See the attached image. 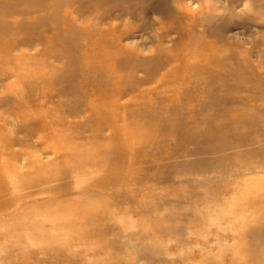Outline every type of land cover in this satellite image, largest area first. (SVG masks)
<instances>
[{
  "label": "rangeland",
  "instance_id": "rangeland-1",
  "mask_svg": "<svg viewBox=\"0 0 264 264\" xmlns=\"http://www.w3.org/2000/svg\"><path fill=\"white\" fill-rule=\"evenodd\" d=\"M26 1L0 0V264H264L257 0ZM201 54L231 72L199 86Z\"/></svg>",
  "mask_w": 264,
  "mask_h": 264
},
{
  "label": "bare ground",
  "instance_id": "bare-ground-1",
  "mask_svg": "<svg viewBox=\"0 0 264 264\" xmlns=\"http://www.w3.org/2000/svg\"><path fill=\"white\" fill-rule=\"evenodd\" d=\"M18 1H20L22 4H26V0H18ZM31 2H33V4H35L36 6H37V8L36 7H33L34 9H31L32 10V12H35V11H39V10H42V9H45L46 10V12H48L47 13V15L46 16H48L51 12H55L56 10H54L53 9V6H54V4L53 3H50V4H45L44 6L43 5H41V4H38V2H39V0H31ZM17 3V2H16ZM30 4V3H29ZM32 5V4H31ZM34 5V6H35ZM38 5H40V6H38ZM97 5V4H96ZM100 5V4H99ZM166 5V4H165ZM170 5V4H169ZM29 7H30V5H28ZM98 6V5H97ZM254 7H255V9H259V10H262L263 8H264V0H257L255 3H254ZM13 8V7H12ZM14 8H15V6H14ZM18 8H20V7H18ZM23 8V7H22ZM22 8H20V9H22ZM164 9V8H163ZM18 10V9H17ZM23 10H25V9H23ZM22 10V11H23ZM179 10V9H178ZM177 10V11H178ZM13 11V10H12ZM12 11H10V10H4L3 12H1L0 14H4L5 16H9L10 14H13V12ZM19 11V10H18ZM30 11V10H29ZM16 12V11H15ZM32 12H29V13H32ZM167 15V14H166ZM99 16V15H98ZM180 17V16H179ZM46 19H44L43 21H45ZM101 21V20H100ZM100 21H98V22H100ZM171 21V20H170ZM177 21V20H176ZM169 22V21H168ZM172 22V21H171ZM159 23V22H158ZM157 23V24H158ZM161 23V22H160ZM170 23V22H169ZM177 23V22H176ZM165 24V23H164ZM171 24V23H170ZM173 24H175V23H173ZM59 26V25H58ZM167 26V25H166ZM160 27H161V25H160ZM175 27V26H174ZM131 29V28H130ZM129 29V30H130ZM167 30H168V28H166ZM112 31H113V33L112 32H106V33H103L104 34V36H105V39H109L110 38V36L111 35H114L115 36V38H111V40H112V42L114 43L116 40H117V38L119 39L120 38V36L122 37L123 35H125V37H126V32L128 31L126 28L125 29H123V30H119L118 31V29H115V28H113L112 29ZM130 32V31H129ZM130 34V33H129ZM124 37V36H123ZM73 42V41H72ZM135 50H133L132 52H134ZM162 51V50H161ZM117 52V51H116ZM122 52H123V50H122ZM131 53V52H130ZM166 53V52H165ZM118 54V53H117ZM135 54V52L134 53H132V56ZM153 54H154V52H153ZM163 54V53H162ZM130 55V54H129ZM136 55V54H135ZM154 55H156V53L154 54ZM165 55V54H164ZM110 58H109V60H111L112 59V56L111 55H108ZM162 56V55H161ZM160 56V57H161ZM201 56H202V58H201V62H200V65H196V66H199V67H201V71H200V75H197V74H195V73H193V71H195V68L192 70V71H190V76L193 78V80L194 81H197V84L199 85V86H202V85H204L206 82H207V80H206V78L203 76V75H206L208 78L209 77H212V73L214 72L215 73V69H220V70H223L222 72H224V74H226V73H229V72H231V70L229 69V67L226 65V64H222V65H219V66H217V61H218V59H214V56H212V62H213V64H207V58L206 57H204V54H201ZM106 57V56H105ZM170 57V56H169ZM107 58V57H106ZM108 59V58H107ZM143 63V62H142ZM158 63V62H157ZM240 63H246V65L248 64V62H240V61H236L235 62V64L236 65H240ZM159 64V63H158ZM125 65V64H124ZM132 65V64H131ZM134 65V64H133ZM132 65V66H133ZM138 65V64H137ZM151 65V64H150ZM165 65H167V62H166V60H165V62H163V63H160L159 64V66H157V67H155V68H153V71L152 72H150L149 73V75L148 76H146L145 78H144V80H145V82H148V81H150V80H153L154 79V77L157 75V73L159 72V70L163 67V66H165ZM231 65V64H230ZM129 66H130V64H129ZM131 66V67H132ZM139 66H141V65H139ZM152 66V65H151ZM216 66H217V68H216ZM134 68H136V66L134 67ZM152 68V67H151ZM124 69H125V66H124ZM132 69V68H131ZM131 69H127V70H131ZM248 69V68H247ZM133 70V69H132ZM131 70V71H132ZM219 70V71H220ZM243 70V69H242ZM246 70V69H245ZM248 70H250V69H248ZM135 71V70H134ZM215 74H217V73H215ZM151 75V76H150ZM247 76H248V74H246ZM251 75V74H250ZM222 77H223V75H222ZM214 79H215V77H214ZM218 80V79H217ZM240 80V79H239ZM229 87V86H228ZM239 91V90H238ZM125 92V91H124ZM200 92H203V89L201 88L200 89ZM157 95V94H156ZM121 96H123V93H121ZM156 98H158V97H155V99ZM163 98L164 97H160V99L162 100V102H160L159 104H157L156 105V103L154 102V104L152 105L153 107H154V109H157L158 111H160L161 113L162 112H165V111H172V110H167V107L164 105V104H166V103H164L163 101ZM159 99V98H158ZM154 100V99H153ZM74 101H76V100H74ZM67 102H69V101H67ZM77 102V101H76ZM73 104V103H72ZM79 105V104H78ZM109 106V105H108ZM141 106V105H140ZM72 107V106H71ZM90 107V102H87L86 104H85V106H82V109H80V110H84V111H90V109H91V107ZM142 107V106H141ZM81 108V107H80ZM102 108H109L110 109V107H107V106H105V105H103L102 106ZM202 108H204V107H202ZM75 109V108H74ZM104 109V110H105ZM109 109L107 110V111H100L101 113L100 114H102V115H107V113L109 112ZM191 109V108H190ZM205 109H206V107H205ZM80 110H77V109H75V110H73V111H71L74 115H77L78 114V112L80 111ZM138 110V109H137ZM201 113V112H200ZM203 113V112H202ZM222 113H224V112H222ZM20 114V113H19ZM137 114H138V112H137ZM263 114H264V112H263ZM239 118H241L242 116L241 115H237ZM26 117V116H25ZM246 117V116H245ZM258 117V116H257ZM31 118V117H30ZM158 118V117H157ZM106 119V118H105ZM248 119V118H247ZM34 120V119H33ZM109 120V119H108ZM116 120V119H115ZM231 120V119H230ZM233 120V119H232ZM149 121V120H148ZM156 121V120H155ZM32 122V121H31ZM34 122V121H33ZM110 122V121H109ZM114 122V121H113ZM143 122V121H142ZM145 122V121H144ZM230 122V121H229ZM26 123V122H25ZM51 123L52 124H55V125H57V124H59L60 125V120L57 118V119H55V120H53V121H51ZM116 123V122H115ZM139 123V122H138ZM111 124H112V120H111ZM229 124V123H228ZM233 124H235V123H233ZM244 124H246V123H244ZM142 125V124H141ZM123 126V125H122ZM122 126L120 127V125H118V126H116L115 127V135H116V138H118L119 136V139L121 140V141H123V137H122V133H124V131H123V129H122ZM232 126H234V125H232ZM43 127H44V129H45V127H46V124H44L43 125ZM124 127H128V126H124ZM143 127V126H142ZM145 127V126H144ZM150 128V127H149ZM216 128H218V127H216ZM114 129V128H113ZM146 129H148V127L146 128ZM136 130V129H135ZM134 130V131H135ZM217 130V129H216ZM219 130V129H218ZM141 131V130H140ZM45 132V131H44ZM122 132V133H121ZM220 132H222V131H220L219 130V133ZM31 133V132H30ZM136 133H139V132H136ZM48 134V133H47ZM130 134V133H129ZM124 135V134H123ZM142 135V134H141ZM222 135V134H221ZM220 135V136H221ZM42 136V135H41ZM40 136V137H41ZM64 136V135H63ZM143 136V135H142ZM147 136V135H146ZM129 137V136H128ZM150 137H152V136H150ZM63 138V139H62ZM67 138H68V136H67ZM138 138V137H137ZM143 138H145V139H147L146 137H141V139H143ZM65 138L64 137H60V136H58V135H53V136H51L50 137V140H51V143H50V145L47 143V145L45 146V149H48L49 148V152H51L54 156H56V157H59V156H61V155H63L64 154V156H66V155H69L70 154V151H69V147L67 148V146H65L62 142V140H64ZM140 139V140H141ZM129 140V139H128ZM44 141V140H43ZM47 141V140H46ZM48 142V141H47ZM126 142V141H125ZM120 143V142H119ZM120 145H123L122 143L120 144ZM127 145V144H126ZM119 147V148H118ZM113 149H114V151H115V153H117V154H119L120 153V150H121V148H120V146H119V144L118 143H116V145L113 147ZM36 150V149H35ZM125 150V149H124ZM88 151V150H87ZM89 152V151H88ZM35 153H37V152H35ZM91 153V152H90ZM122 154H123V152H122ZM77 155V157H74V163H73V166L74 167H76V168H79V167H83V166H85L84 164H91V159H89V158H85V155H84V157H81L80 155H78V154H76ZM82 155V154H81ZM121 155V154H120ZM69 156H71V155H69ZM68 156V157H69ZM88 157H89V155H87ZM90 156H91V154H90ZM73 157V156H72ZM72 157H70V159H72ZM91 158V157H90ZM95 162V161H94ZM66 165V164H65ZM80 165V166H79ZM248 165V164H247ZM68 166V165H67ZM79 166V167H78ZM56 167H57V165H56ZM60 168H62V166L60 167ZM59 169V168H58ZM248 169V168H247ZM61 170V169H60ZM62 170H63V168H62ZM58 171V170H57ZM66 171V170H65ZM255 171V170H254ZM61 172V171H60ZM115 172H116V177H117V179L120 177V175H121V172H120V169L116 166L115 167ZM258 172V171H257ZM10 173V175L11 176H13V177H15L16 175L13 173V172H9ZM64 174H69V171H66V172H64ZM113 174H115V173H113ZM76 176H77V174H76ZM83 176V175H82ZM115 177V178H116ZM11 183L13 184V192H17V191H20L21 189H22V187H20V186H24L25 185V180H16V179H13L12 181H11ZM5 187V184H4V182H2V183H0V190L2 189V188H4ZM25 187V186H24ZM23 187V188H24ZM87 202V201H86ZM88 203V202H87ZM86 203V204H87ZM90 204V203H89ZM89 206V205H88ZM91 206V205H90ZM89 210V209H88ZM91 210V209H90ZM86 211V210H85ZM87 212V211H86ZM89 212V211H88ZM90 215V214H89ZM88 215V216H89ZM90 217H91V215H90ZM86 218V217H85ZM91 219V218H90ZM89 219V220H90ZM86 220V219H85Z\"/></svg>",
  "mask_w": 264,
  "mask_h": 264
}]
</instances>
